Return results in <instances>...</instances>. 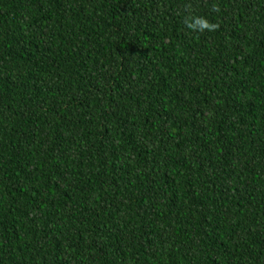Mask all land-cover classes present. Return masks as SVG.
Listing matches in <instances>:
<instances>
[{
  "label": "trees",
  "instance_id": "trees-1",
  "mask_svg": "<svg viewBox=\"0 0 264 264\" xmlns=\"http://www.w3.org/2000/svg\"><path fill=\"white\" fill-rule=\"evenodd\" d=\"M0 264H264V0H0Z\"/></svg>",
  "mask_w": 264,
  "mask_h": 264
},
{
  "label": "clouds",
  "instance_id": "clouds-1",
  "mask_svg": "<svg viewBox=\"0 0 264 264\" xmlns=\"http://www.w3.org/2000/svg\"><path fill=\"white\" fill-rule=\"evenodd\" d=\"M185 25L192 32L203 33L205 31H215L217 24L212 23L207 17L200 15H189L185 20Z\"/></svg>",
  "mask_w": 264,
  "mask_h": 264
}]
</instances>
